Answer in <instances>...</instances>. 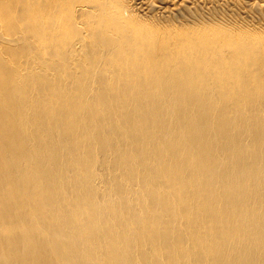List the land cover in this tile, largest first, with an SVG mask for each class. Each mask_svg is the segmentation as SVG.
<instances>
[{"label": "bare ground", "instance_id": "obj_1", "mask_svg": "<svg viewBox=\"0 0 264 264\" xmlns=\"http://www.w3.org/2000/svg\"><path fill=\"white\" fill-rule=\"evenodd\" d=\"M0 264H264V0H0Z\"/></svg>", "mask_w": 264, "mask_h": 264}]
</instances>
